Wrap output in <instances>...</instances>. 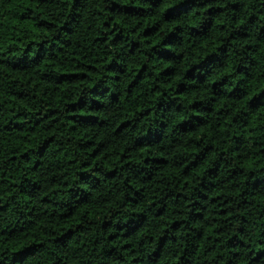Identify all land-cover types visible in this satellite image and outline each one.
Returning a JSON list of instances; mask_svg holds the SVG:
<instances>
[{
  "label": "trees",
  "instance_id": "16d2710c",
  "mask_svg": "<svg viewBox=\"0 0 264 264\" xmlns=\"http://www.w3.org/2000/svg\"><path fill=\"white\" fill-rule=\"evenodd\" d=\"M0 264H264V0H0Z\"/></svg>",
  "mask_w": 264,
  "mask_h": 264
}]
</instances>
